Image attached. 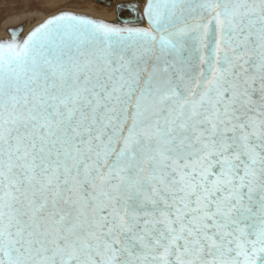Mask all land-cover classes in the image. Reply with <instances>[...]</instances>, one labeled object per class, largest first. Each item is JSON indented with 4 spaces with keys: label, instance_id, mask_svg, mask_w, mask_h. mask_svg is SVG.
<instances>
[{
    "label": "snow or ice",
    "instance_id": "snow-or-ice-1",
    "mask_svg": "<svg viewBox=\"0 0 264 264\" xmlns=\"http://www.w3.org/2000/svg\"><path fill=\"white\" fill-rule=\"evenodd\" d=\"M143 17L0 39V264H264V0Z\"/></svg>",
    "mask_w": 264,
    "mask_h": 264
},
{
    "label": "rangeland",
    "instance_id": "rangeland-1",
    "mask_svg": "<svg viewBox=\"0 0 264 264\" xmlns=\"http://www.w3.org/2000/svg\"><path fill=\"white\" fill-rule=\"evenodd\" d=\"M116 3V0H112V6L110 7L103 2H97L95 0H0V34L1 32H5V28L8 23L13 20H27V22L23 24V34L24 29H26L30 24L33 25V19L37 18L40 20L41 18L61 9L66 8L84 11L80 10L78 7L84 9L87 5H93L100 11L103 8H108L109 11H112ZM136 4L139 8V1H137ZM15 27L17 26H13L14 29Z\"/></svg>",
    "mask_w": 264,
    "mask_h": 264
},
{
    "label": "bare ground",
    "instance_id": "bare-ground-1",
    "mask_svg": "<svg viewBox=\"0 0 264 264\" xmlns=\"http://www.w3.org/2000/svg\"><path fill=\"white\" fill-rule=\"evenodd\" d=\"M137 1H139L140 3V6L139 8L141 9L143 6H144V0H119L116 2H122V3H137ZM115 7V6H114ZM113 7V10L112 11H109L108 8H103L101 11L98 10L97 8H95L93 5L92 6H88L84 9H81L80 7H78L80 10H84V11H77V10H73L75 12H79V13H85V14H88V15H92V16H95L103 21H106V22H114L115 18H116V9ZM61 10H71V9H61ZM55 13V12H54ZM52 13V14H54ZM51 15V14H49ZM48 16V15H47ZM46 17V16H45ZM45 17L41 18L40 20H38L37 18L33 19V25L30 24L26 29H24V33L22 35H25L29 29H31V27H33L35 24H37L38 22H40L42 19H44ZM27 20H13L11 21L10 23H8V25L6 26L5 28V32H1L0 34V39H6L8 37V30L13 26H20V25H23L24 23H26Z\"/></svg>",
    "mask_w": 264,
    "mask_h": 264
},
{
    "label": "flooded vegetation",
    "instance_id": "flooded-vegetation-1",
    "mask_svg": "<svg viewBox=\"0 0 264 264\" xmlns=\"http://www.w3.org/2000/svg\"><path fill=\"white\" fill-rule=\"evenodd\" d=\"M121 6H123V7H121ZM114 8L116 9V18H115L114 22L117 20H120L122 24L128 25V26L138 25L139 23H141L140 18H138V17H137V19L132 21V19H134L135 16L132 15L131 9L128 10V8H132V9L137 10L138 6L136 3L117 2ZM15 28H17V27H15ZM10 29H14V28H10Z\"/></svg>",
    "mask_w": 264,
    "mask_h": 264
},
{
    "label": "water",
    "instance_id": "water-1",
    "mask_svg": "<svg viewBox=\"0 0 264 264\" xmlns=\"http://www.w3.org/2000/svg\"><path fill=\"white\" fill-rule=\"evenodd\" d=\"M95 1H97V2H103L104 4H106L107 6H110V7L112 6V0H95ZM130 9H131V11H132V15L135 16V18L132 19V21L135 20V19H137V17L140 18V22L142 21V22L139 23L138 25H133V26H136V27H145V28L149 27V25L147 24L146 19L143 17V9H144V6H143L141 9H139V11H137V10H135V9H132V8H128V10H130ZM59 11H61V10H59ZM59 11H57V12H55V13H58ZM65 11L75 12V11H73V10H65ZM55 13H54V14H55ZM75 13H79V12H75ZM79 14H82V15H85V16H88V17H91V18H95V19H97V20H101V19H99V18H97V17H95V16L88 15V14H85V13H79ZM51 15H52V14H51ZM48 16H50V15H48ZM48 16H46L44 19H46ZM44 19H42L40 22H38V23L35 24L33 27H31V29H33L36 25H38L39 23H41ZM101 21H103V20H101ZM104 22H106V21H104ZM31 29H29V31H30ZM29 31H28V32H29ZM28 32H27V33H28ZM27 33H26L24 36H26Z\"/></svg>",
    "mask_w": 264,
    "mask_h": 264
}]
</instances>
